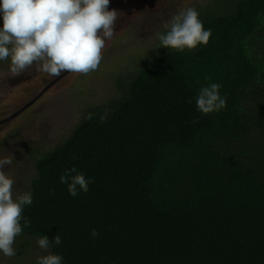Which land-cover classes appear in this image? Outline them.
Returning <instances> with one entry per match:
<instances>
[{"label": "trees", "instance_id": "1", "mask_svg": "<svg viewBox=\"0 0 264 264\" xmlns=\"http://www.w3.org/2000/svg\"><path fill=\"white\" fill-rule=\"evenodd\" d=\"M189 6L212 30L207 45L156 39L139 63L121 55L106 74L120 95L34 151L21 235L58 234L48 252L63 264H264V0ZM209 83L227 106L202 114L195 98ZM72 167L94 179L75 197L60 182Z\"/></svg>", "mask_w": 264, "mask_h": 264}, {"label": "clouds", "instance_id": "2", "mask_svg": "<svg viewBox=\"0 0 264 264\" xmlns=\"http://www.w3.org/2000/svg\"><path fill=\"white\" fill-rule=\"evenodd\" d=\"M109 2L0 0V16L3 19V27L0 28V61H10L11 77L24 74L33 65H37V71L49 77H59L62 73L88 75L97 71L103 60L106 41L116 35V23L121 16L117 10H109ZM163 28L164 32L156 34L159 42L156 49L192 50L198 45H207L212 36V30H205L193 6L179 10L163 24ZM221 87L219 83L202 87L195 98L197 110L202 114H210L226 108L227 98L221 96ZM91 118L89 114L87 119ZM106 119L107 112L99 117L101 123ZM13 161L10 152L0 158V252L9 258L16 255L13 247L16 238L22 234L24 227L31 224L23 212L25 206L33 203L31 192H23L15 198L13 196L15 181L4 171L5 166L12 165ZM60 182L66 184L69 194L75 197L81 191L87 193L94 179L72 167L65 169ZM91 236L95 239L99 233L93 229ZM37 243L41 249L48 251L54 245H61L62 240L58 234L52 240L42 235ZM37 264H63V256L48 252L37 257Z\"/></svg>", "mask_w": 264, "mask_h": 264}, {"label": "rangeland", "instance_id": "3", "mask_svg": "<svg viewBox=\"0 0 264 264\" xmlns=\"http://www.w3.org/2000/svg\"><path fill=\"white\" fill-rule=\"evenodd\" d=\"M192 1L112 0L109 10L115 9L121 14L115 27L116 35L106 41L99 69L88 75L62 73L59 77H49L33 65L24 74L11 77L10 61H0V119L34 99L17 116L0 123V158L8 152L14 157L13 164L4 169L15 181L13 192L27 190L34 171V151H38L40 145L49 146L66 135L88 104H108L120 95V83L106 75L107 71L123 65V55H137L135 62H141L140 58L152 48L163 24ZM24 151L32 152L24 159L21 156ZM36 242L33 238L18 236L13 245L16 255L9 258L0 252V264H37V257L47 255L48 251Z\"/></svg>", "mask_w": 264, "mask_h": 264}, {"label": "water", "instance_id": "4", "mask_svg": "<svg viewBox=\"0 0 264 264\" xmlns=\"http://www.w3.org/2000/svg\"><path fill=\"white\" fill-rule=\"evenodd\" d=\"M110 3H111V0H110V2H109V5H110ZM47 86H48V85H46L45 88L42 89V91H41L40 93H42V92L47 88ZM38 95H39V94H38ZM34 98H35V97H34ZM33 100H34V99L32 98V100H31L30 102L24 104L21 108H19V109L16 110L15 112H13L11 115L7 116L6 118L1 119V120H0V123H3V122H5V121L8 120V119H11V118L17 116L19 113H21V112H22V111H23V110L29 105V103L33 102Z\"/></svg>", "mask_w": 264, "mask_h": 264}]
</instances>
